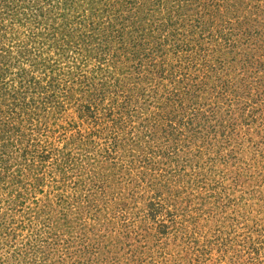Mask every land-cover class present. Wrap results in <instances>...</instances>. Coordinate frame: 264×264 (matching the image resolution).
Instances as JSON below:
<instances>
[{"label":"rangeland","instance_id":"1","mask_svg":"<svg viewBox=\"0 0 264 264\" xmlns=\"http://www.w3.org/2000/svg\"><path fill=\"white\" fill-rule=\"evenodd\" d=\"M73 1L72 46L0 18V264H264V0Z\"/></svg>","mask_w":264,"mask_h":264},{"label":"trees","instance_id":"2","mask_svg":"<svg viewBox=\"0 0 264 264\" xmlns=\"http://www.w3.org/2000/svg\"><path fill=\"white\" fill-rule=\"evenodd\" d=\"M51 1L52 0H46V1H44V0H0V18L9 17V18H11V21H13V22L16 21V22L21 23V21H22V13L21 12H24V10H29L30 14L24 15V16H26L23 19L25 22H28L30 20H31V22L34 21V23L37 24V26L41 25V24H46L45 27H50L52 29V32L54 31V34H52L53 36L55 35V33H57V34L59 33L60 34L59 38H65V40L68 41V44H70L72 46L73 45V39L71 40V38H73L71 36V34L73 33L72 31L76 30L78 28L83 29L84 27L80 23H78V25H81L80 27L72 29L73 25H71V31H69L70 26H68V22H67L69 19H65V18H69V17H67V15L65 13V9L63 8V5H67L68 7H70V9H73L77 6L75 4L76 2L74 3L73 0H59V1L53 0L52 2ZM45 2L46 3L48 2L47 4H49L48 5L49 7L46 10L43 9V8H45V7H43ZM3 15H5V17ZM56 21H62L63 23L62 22H61L62 24L57 23ZM90 27L92 30L93 26L91 25ZM95 32H96V29L94 28V33ZM40 35H43V33L37 34V38H40ZM53 36H52V38H54ZM44 37L47 38V39H44V41H48L50 39L49 37H46V36H44ZM90 37H91L90 40L94 41L95 37H93L92 34L90 35ZM59 38H54V39H56L54 44L59 43ZM31 45H33V42H31ZM92 50L90 49V52H92ZM96 50H99V49L96 48ZM85 51H86V54H88L87 50H85ZM199 51L201 52L200 55H204L202 50H199ZM28 53H29L28 50H26V54H28ZM22 55H23V53H22ZM90 55H91V53H90ZM194 68L197 69L201 73L202 77L209 78V76H208L209 73L213 74V76H216L217 70H214V67H212L211 64H209V62L206 61V59L203 60V63H201V62H200V64H197V62L194 63ZM222 81H223L222 77L218 76L216 82L212 81V83H213L212 88L213 87L216 88V85H219V87H217V89L218 88L221 89L223 86H225L228 83V82L223 83ZM59 83H61V82H59ZM106 83L111 84V81H107ZM194 84L195 83H191L189 87H194L195 86ZM112 85H113V88L111 89L112 91L107 90V88L109 86L108 87L102 86V88H105V90H104V92L99 93V89L98 90L94 89L95 85L92 82H90V90L92 89V91H91L92 95H94L95 98H98L96 100H99V101L104 100V98L106 96H109L111 98V95H105V92L111 93L114 100H115L117 95H118L117 82H115V84L113 83ZM112 85H110L109 88H111ZM199 86H200V90L197 91V92H199L197 94L198 96H200L199 94L201 92L203 84L200 83ZM199 86H197L196 88H199ZM229 86L232 87V85H229ZM225 87H227V86H225ZM62 90H64V89H62ZM190 90H192V89H190ZM190 90H189V92H190ZM192 92H196V91L193 90ZM205 92H203V93H205ZM57 94L58 93L53 92L51 94V96L57 97ZM198 96H196L194 98L199 99ZM5 98H6V95L4 96V99ZM10 101H11L10 107H7L5 104L6 110H5V112L0 113V115L2 114L4 116V118H6L8 121L9 120L13 121V116H9L8 113H12V114L15 113V115L17 116L16 120L20 119L18 117L24 116V113H25V111H21L22 106L24 107L23 102H21L22 100H17L16 97H14V95L12 94L10 96ZM190 104H193L192 106L199 105L198 102H195V101H191ZM210 116L211 117L204 118L206 123L208 124V127L204 125V128H209L208 133L210 134V135L206 134L207 137L210 139L207 142V146L216 148V146L214 144H217V147H220L219 149H223V151H225V154L222 155L220 161H222L223 165L227 166L228 164L232 163L231 161L234 158L232 157L231 151L226 152L225 147H229L231 145L232 139L236 135V128L234 127V124H230L229 127L225 126V123H224L225 121L223 120V118H224L223 113H221L220 118H216V116L212 113ZM226 117H228V115ZM170 118H173V117H170ZM214 118H215V120H214ZM230 118H231V116H230ZM258 119H259V117L256 114L252 115V116H248V117H246V123L245 124L248 126L253 125L256 123V121ZM171 122H172L171 120H168V122H166L164 124L169 125V123H171ZM9 129L10 128L5 126V124H4V126L0 128V133H2V131H5V130H7L9 132ZM217 130L220 132L218 139L215 137V133ZM203 142H204V140H203ZM215 154L219 155L218 152H215ZM216 158L217 157H215V158L209 157L208 158V160H209L208 165H206L207 163L201 164L200 165V167L202 166L201 172H204V170H207L205 172H208V174H209V169L212 170V165L216 161ZM205 166H207V167H205Z\"/></svg>","mask_w":264,"mask_h":264}]
</instances>
